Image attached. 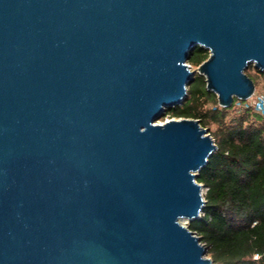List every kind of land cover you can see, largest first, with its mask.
<instances>
[{
	"label": "water",
	"instance_id": "water-1",
	"mask_svg": "<svg viewBox=\"0 0 264 264\" xmlns=\"http://www.w3.org/2000/svg\"><path fill=\"white\" fill-rule=\"evenodd\" d=\"M202 47L209 57L187 63ZM264 73V0H0V264H213L188 223L218 149L182 105Z\"/></svg>",
	"mask_w": 264,
	"mask_h": 264
},
{
	"label": "trees",
	"instance_id": "trees-1",
	"mask_svg": "<svg viewBox=\"0 0 264 264\" xmlns=\"http://www.w3.org/2000/svg\"><path fill=\"white\" fill-rule=\"evenodd\" d=\"M208 57V50L197 47L189 63L198 67ZM246 73L257 88L264 73L253 66ZM250 101L221 107L205 77L197 75L184 103L163 114L199 120L217 145L197 176L207 189L201 218L189 223L213 264H264V114Z\"/></svg>",
	"mask_w": 264,
	"mask_h": 264
},
{
	"label": "rangeland",
	"instance_id": "rangeland-1",
	"mask_svg": "<svg viewBox=\"0 0 264 264\" xmlns=\"http://www.w3.org/2000/svg\"><path fill=\"white\" fill-rule=\"evenodd\" d=\"M198 67H195V66H192V69H197ZM197 75H201V74H196L195 77ZM258 78V85H257V88L255 89V93H257V98H263L264 97V77L262 76H257ZM254 101L255 99L251 100L250 101V105H253L254 104ZM257 108H261L263 107L260 103H258L257 105H255ZM262 112H264V108L260 109ZM172 119H180V118H175V117H172V116H163L161 117L157 123H164L166 121H169V120H172ZM205 195V194H204ZM185 224L187 226H189V223L188 221L185 222Z\"/></svg>",
	"mask_w": 264,
	"mask_h": 264
},
{
	"label": "built area",
	"instance_id": "built-area-1",
	"mask_svg": "<svg viewBox=\"0 0 264 264\" xmlns=\"http://www.w3.org/2000/svg\"><path fill=\"white\" fill-rule=\"evenodd\" d=\"M191 68H192V65L188 62L187 63ZM255 95V94H254ZM253 99H255V101H254V104L252 105L253 107H255L257 110H260V109H262V108H264V97L262 98H254V96L251 98V100H253ZM250 100V99H249ZM258 103H260L263 107H261V108H257L255 105H257ZM261 111V110H260ZM262 112V111H261ZM263 114H264V112H262ZM206 191H207V189H205L204 188V193H206ZM259 255H255L254 256V259L256 260V259H259Z\"/></svg>",
	"mask_w": 264,
	"mask_h": 264
},
{
	"label": "bare ground",
	"instance_id": "bare-ground-1",
	"mask_svg": "<svg viewBox=\"0 0 264 264\" xmlns=\"http://www.w3.org/2000/svg\"><path fill=\"white\" fill-rule=\"evenodd\" d=\"M182 222L185 224V222H186V221H185V220H183Z\"/></svg>",
	"mask_w": 264,
	"mask_h": 264
}]
</instances>
